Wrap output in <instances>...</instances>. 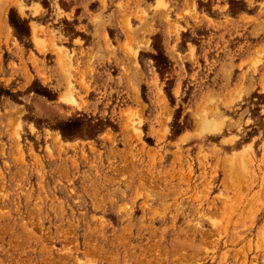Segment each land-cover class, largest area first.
<instances>
[{
    "label": "rangeland",
    "instance_id": "obj_1",
    "mask_svg": "<svg viewBox=\"0 0 264 264\" xmlns=\"http://www.w3.org/2000/svg\"><path fill=\"white\" fill-rule=\"evenodd\" d=\"M0 264H264V0H0Z\"/></svg>",
    "mask_w": 264,
    "mask_h": 264
}]
</instances>
